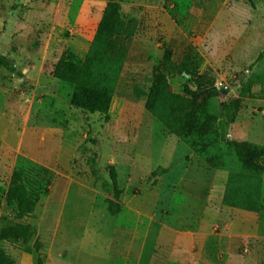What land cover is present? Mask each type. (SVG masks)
<instances>
[{
	"label": "rangeland",
	"instance_id": "obj_1",
	"mask_svg": "<svg viewBox=\"0 0 264 264\" xmlns=\"http://www.w3.org/2000/svg\"><path fill=\"white\" fill-rule=\"evenodd\" d=\"M108 1L0 0V55L20 71L0 68V227L20 222L34 231L26 244L0 243L16 264L38 256L46 264H165L169 227L184 230L180 220L199 207L216 169L243 172L224 143L264 145V0H116L136 28L111 97L69 86L56 71L66 52L84 58ZM166 49L171 66L197 74L211 67L227 91L222 102L239 100L234 123L218 120L216 145L201 155L135 96L148 91ZM168 85L174 94L193 90L184 74ZM14 171L35 201L32 218L18 220L5 205ZM244 176L240 185L254 189ZM259 199L264 212L262 178ZM262 221L251 241L218 257L264 264Z\"/></svg>",
	"mask_w": 264,
	"mask_h": 264
},
{
	"label": "trees",
	"instance_id": "obj_2",
	"mask_svg": "<svg viewBox=\"0 0 264 264\" xmlns=\"http://www.w3.org/2000/svg\"><path fill=\"white\" fill-rule=\"evenodd\" d=\"M136 22L123 16L116 0H109L105 5L88 50L82 60L66 52L56 64L57 79L69 86L81 88L103 96L115 94L119 77L135 33ZM261 54L257 57L259 60ZM172 53L165 50L160 69L152 77L147 92L135 89L136 98L145 97L144 109L155 118L172 136L196 154H203L216 145L218 132L216 122L220 120L233 124L239 109V100L231 106L221 99L227 94L225 87L219 86L214 70L206 66L201 73H191L186 68L171 66ZM0 68L20 76V71L11 58L0 55ZM184 74L188 86L182 94L168 92V77ZM203 97L202 102H198ZM214 105L209 109L210 102ZM222 149L234 154L241 165V172H232L230 167L219 170L229 172L223 204L241 210L259 213L263 205L259 199L260 178L264 171V145L249 142H225ZM231 171V172H230ZM254 179V189L242 186L244 174ZM115 184V181H113ZM6 207L18 220L33 217L35 201L23 181V174L14 171L10 177L5 194ZM33 229L28 223H15L0 227V243L26 244L33 236ZM41 244L34 243L35 252ZM0 264H16L15 259L0 248ZM36 264H46L38 256Z\"/></svg>",
	"mask_w": 264,
	"mask_h": 264
},
{
	"label": "crops",
	"instance_id": "obj_3",
	"mask_svg": "<svg viewBox=\"0 0 264 264\" xmlns=\"http://www.w3.org/2000/svg\"><path fill=\"white\" fill-rule=\"evenodd\" d=\"M228 177L227 170L216 169L208 192L197 198L199 207L188 208L186 217L180 220L184 230L179 224L176 235L174 226L169 227L164 239L165 264H226L227 259L221 260L218 255L227 257L232 246L252 240L254 227L257 228L261 220L264 222V212L255 213L224 205ZM261 178L264 187V171ZM170 218L173 220L174 217L170 215ZM214 226L216 236L211 231ZM248 249L245 245L242 261L251 260Z\"/></svg>",
	"mask_w": 264,
	"mask_h": 264
}]
</instances>
